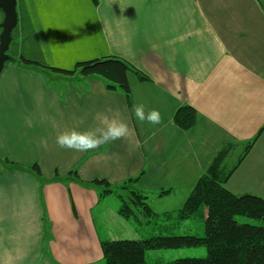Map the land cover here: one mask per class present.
I'll use <instances>...</instances> for the list:
<instances>
[{"label":"crops","instance_id":"crops-1","mask_svg":"<svg viewBox=\"0 0 264 264\" xmlns=\"http://www.w3.org/2000/svg\"><path fill=\"white\" fill-rule=\"evenodd\" d=\"M17 14L0 74V160L15 164H0V264L100 262L104 237L141 238L91 182L141 176L137 187L163 202L192 190L231 146L227 173L261 130L226 187L264 197V0H17ZM21 56L65 70L115 57L149 81L129 73V107L101 77L26 68ZM141 104L160 124L135 118ZM183 106L197 114L189 130L174 121ZM105 119L125 122L128 135L87 152L56 144Z\"/></svg>","mask_w":264,"mask_h":264},{"label":"trees","instance_id":"trees-1","mask_svg":"<svg viewBox=\"0 0 264 264\" xmlns=\"http://www.w3.org/2000/svg\"><path fill=\"white\" fill-rule=\"evenodd\" d=\"M97 5L98 0H93ZM23 67L35 70H49L54 74L74 76L79 72L83 77H101L107 82L109 91H120L127 104L132 107V93L128 81L129 73H134L141 81L149 78L128 62L115 57L79 62L73 70L50 67L21 56L18 60ZM197 114L191 106H183L174 115L177 126L189 130L196 124ZM263 130H261L262 132ZM249 142L242 155L232 167L234 147L221 150L209 170L198 180L184 206L178 211L167 213L168 220L187 221L197 215L204 218V234L154 236L149 239L102 240L101 250L104 264H148L146 253L152 250L197 248L204 246V258H180L167 264H264V197L245 194L236 195L226 187L227 181L252 148ZM6 164L15 165L6 160ZM31 171L41 176L38 165ZM79 180L76 172L72 173ZM141 176L130 179L118 187L105 180H94L93 185L101 187L102 196L114 194L120 199L119 215L125 219L135 216L133 208L152 219L156 214L147 204L148 197L137 187ZM171 191H162L160 196ZM237 217H247L259 221L257 224L240 222Z\"/></svg>","mask_w":264,"mask_h":264},{"label":"rangeland","instance_id":"rangeland-1","mask_svg":"<svg viewBox=\"0 0 264 264\" xmlns=\"http://www.w3.org/2000/svg\"><path fill=\"white\" fill-rule=\"evenodd\" d=\"M56 35L60 37V34L56 33ZM6 160L7 159L0 160V164L6 165ZM202 176H200L196 180L195 185ZM193 189L190 191L189 190L177 191L174 193V195H172L171 198L169 199L165 198L166 200H163V202L160 201V199H157V197L154 196L153 193L148 194V200L146 202L150 206L154 214H156V217L149 219L144 215H142L141 212L135 207L133 208L135 216H133V218L131 219L124 218L123 220L124 222L128 220L129 223H127V225L131 228V230H134L135 234L141 239H149L154 236H169V235L171 236V235H186V234L203 236L204 218L199 215L187 221L166 219L167 213H173L174 211L176 212L184 206L188 197L192 193ZM115 197L117 198V200ZM110 201H112V204L113 203L115 204V202L118 203L119 206L118 209H120V205H121L120 199L116 195L111 197ZM107 207L113 208V205L108 203ZM237 219L243 223H251V224L259 223V221L252 220L247 217H237ZM110 226L111 227H109V229L104 230L107 231L105 233H107L108 235H115L116 234L115 227L112 225ZM104 238L110 239L108 237H104ZM206 256H207V249L204 246L197 248L152 250L146 253V259L148 264H167L180 258H204ZM95 264H104V261L102 259L100 262H96Z\"/></svg>","mask_w":264,"mask_h":264},{"label":"clouds","instance_id":"clouds-1","mask_svg":"<svg viewBox=\"0 0 264 264\" xmlns=\"http://www.w3.org/2000/svg\"><path fill=\"white\" fill-rule=\"evenodd\" d=\"M134 116L137 120L147 121L158 125L161 122V114L158 110L145 112L144 105L134 106ZM103 127H97L88 131L75 129L64 131L56 137V144L62 149H70L78 152H87L98 148L101 144L108 143L126 137L129 133L128 125L116 119L102 120Z\"/></svg>","mask_w":264,"mask_h":264},{"label":"water","instance_id":"water-1","mask_svg":"<svg viewBox=\"0 0 264 264\" xmlns=\"http://www.w3.org/2000/svg\"><path fill=\"white\" fill-rule=\"evenodd\" d=\"M0 10L4 14V20L0 25V74L5 64L11 59L8 55L13 40V31L18 24L17 0H0Z\"/></svg>","mask_w":264,"mask_h":264}]
</instances>
